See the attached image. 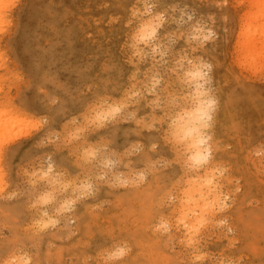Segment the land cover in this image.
<instances>
[{
	"label": "rangeland",
	"instance_id": "rangeland-1",
	"mask_svg": "<svg viewBox=\"0 0 264 264\" xmlns=\"http://www.w3.org/2000/svg\"><path fill=\"white\" fill-rule=\"evenodd\" d=\"M263 17L261 0H0V264H264V43L240 41ZM195 65L216 98L201 165L174 134ZM195 173L227 208L202 212Z\"/></svg>",
	"mask_w": 264,
	"mask_h": 264
},
{
	"label": "bare ground",
	"instance_id": "bare-ground-1",
	"mask_svg": "<svg viewBox=\"0 0 264 264\" xmlns=\"http://www.w3.org/2000/svg\"><path fill=\"white\" fill-rule=\"evenodd\" d=\"M261 1L264 2V0ZM259 15L262 16V14ZM256 18H258V16H256ZM251 24L252 23H250L249 21L247 22L246 27L249 26L248 31L247 30L245 31L246 27H244L243 32H241L240 34L241 37L240 41L241 43H243V39H244V43L246 46L248 45V48L256 50L259 42L264 43L262 41L264 40V36H262L260 39L255 37V33H257L258 31H259L258 34H263L262 27L260 26V24H257V22H256L257 25H254V27H251ZM155 30H156V26L153 24L152 20L145 21V23L141 25L138 32L140 36H142L141 38L139 37L140 40L143 41L144 39L142 38L149 37L151 33L155 32ZM256 30L258 31L255 32ZM244 33H245V38H244ZM144 34L145 35L147 34L148 36L144 37ZM140 54H141V50H140ZM202 69H203L202 66L199 67V65H195L188 68L186 72V74L189 75L191 79L193 78V80L190 79L189 80L194 81L193 84L195 91L193 94H195V99H193L194 100L193 103L191 102L192 104L189 103L190 104L189 106L185 108H181V111L178 112V117H177L178 124L174 131V134L180 138V141L182 142L183 146L190 153V160L196 165L199 164L201 165L202 163L205 162L208 163L209 158L212 155V145L208 135L209 133L207 132V127L209 126L208 124H210V121H212V117L214 116L211 109H212L213 99L216 100V98H212L209 96L210 91L209 92L207 91L209 88L207 87V89H205L206 86L204 85V83L206 80L204 81L205 75L203 74L204 71ZM205 90L207 91V94L209 93L208 95H206ZM215 102L217 103V101ZM6 114L10 115V113H6ZM12 117H10V119L7 117L5 118V120L4 119L3 120L4 121L9 120L8 122L10 123ZM3 120L1 124L4 127L0 126V128L4 129L6 128L5 127L6 122L4 123L5 124L4 125ZM194 176L190 180H192V182H195L197 189L200 190L201 196L199 197L200 201H198V203L200 204V209L202 210V212L206 213L207 215V213L211 214L213 211L215 212L216 211L215 207L219 209L225 208L228 203L224 202L225 196L224 194H222L220 186L216 182H213L212 179H208V178L206 179L205 176L203 178V175L201 173L200 174L195 173ZM216 202L218 204L217 206H215ZM11 261L12 260L10 258L9 262Z\"/></svg>",
	"mask_w": 264,
	"mask_h": 264
}]
</instances>
